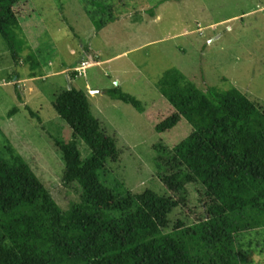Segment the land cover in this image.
<instances>
[{"label":"trees","instance_id":"1","mask_svg":"<svg viewBox=\"0 0 264 264\" xmlns=\"http://www.w3.org/2000/svg\"><path fill=\"white\" fill-rule=\"evenodd\" d=\"M49 1L0 0V34L14 62L31 65L32 78L43 77L44 66L61 57L40 7ZM157 9L148 12L155 16ZM61 59L63 69L77 67ZM156 86L165 107L153 112L120 86L106 93L147 114L161 134L189 123L181 141L154 145L157 175L169 194L108 185L106 167L122 155L117 139L103 129L86 91L59 89L53 106L73 139L55 144L64 180L80 186L81 201L63 210L21 155H0V264H245L252 253L264 252V101L240 88L202 90L176 67ZM80 140L90 149L85 158ZM190 184L201 204L197 222L174 223L175 210L191 206Z\"/></svg>","mask_w":264,"mask_h":264},{"label":"rangeland","instance_id":"2","mask_svg":"<svg viewBox=\"0 0 264 264\" xmlns=\"http://www.w3.org/2000/svg\"><path fill=\"white\" fill-rule=\"evenodd\" d=\"M161 1L36 3L50 23L46 32L60 43L55 47L61 57L44 66L43 77H30L28 62H14L0 34V155H21L63 210L81 201L82 190L76 182L64 180L65 163L55 144L57 139H73L71 127L53 106L59 89L74 86L86 91L103 129L117 139L121 159L107 165L105 182L121 192L152 189L161 195L169 191L157 175L154 145L172 146L192 128L184 120L161 134L147 114L111 98L106 90L120 86L143 102L145 112L164 108L156 83L176 67L202 90L240 88L264 101V0H170L160 5ZM156 6L154 16L148 11ZM30 52L24 49L27 56ZM62 57L77 67L63 69ZM73 71L79 77L72 79ZM79 146L87 157L88 145L80 140ZM188 186L191 206L176 209L174 223L182 219L193 224L201 212L197 188ZM245 264H264V252L252 253Z\"/></svg>","mask_w":264,"mask_h":264}]
</instances>
